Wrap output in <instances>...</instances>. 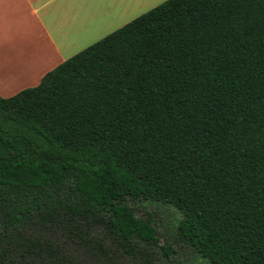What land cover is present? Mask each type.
Returning a JSON list of instances; mask_svg holds the SVG:
<instances>
[{
	"label": "trees",
	"instance_id": "16d2710c",
	"mask_svg": "<svg viewBox=\"0 0 264 264\" xmlns=\"http://www.w3.org/2000/svg\"><path fill=\"white\" fill-rule=\"evenodd\" d=\"M130 200L264 264V0H164L0 96V264H183Z\"/></svg>",
	"mask_w": 264,
	"mask_h": 264
},
{
	"label": "crops",
	"instance_id": "0c3cea01",
	"mask_svg": "<svg viewBox=\"0 0 264 264\" xmlns=\"http://www.w3.org/2000/svg\"><path fill=\"white\" fill-rule=\"evenodd\" d=\"M164 0H0V96L38 84L87 45Z\"/></svg>",
	"mask_w": 264,
	"mask_h": 264
},
{
	"label": "rangeland",
	"instance_id": "374dc122",
	"mask_svg": "<svg viewBox=\"0 0 264 264\" xmlns=\"http://www.w3.org/2000/svg\"><path fill=\"white\" fill-rule=\"evenodd\" d=\"M129 202L138 215L144 216L150 214L154 217V220L158 225V229L162 234L160 244H162L165 240H167V242H171L175 251L173 253L174 256L181 260L183 264H211L194 253L184 244L176 241L175 227L180 217V212L176 208L169 204L149 202L145 200H130ZM154 256L161 259V250H157L154 253ZM114 263L129 264L130 262L127 260H116Z\"/></svg>",
	"mask_w": 264,
	"mask_h": 264
}]
</instances>
